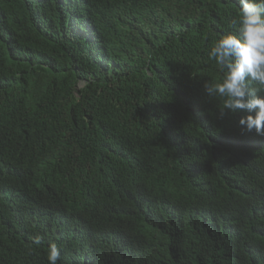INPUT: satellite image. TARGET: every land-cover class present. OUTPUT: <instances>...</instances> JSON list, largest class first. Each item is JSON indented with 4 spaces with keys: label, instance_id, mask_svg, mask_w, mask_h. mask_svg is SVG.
Returning a JSON list of instances; mask_svg holds the SVG:
<instances>
[{
    "label": "trees",
    "instance_id": "1",
    "mask_svg": "<svg viewBox=\"0 0 264 264\" xmlns=\"http://www.w3.org/2000/svg\"><path fill=\"white\" fill-rule=\"evenodd\" d=\"M239 10L0 0V264H264V137L203 87Z\"/></svg>",
    "mask_w": 264,
    "mask_h": 264
},
{
    "label": "clouds",
    "instance_id": "2",
    "mask_svg": "<svg viewBox=\"0 0 264 264\" xmlns=\"http://www.w3.org/2000/svg\"><path fill=\"white\" fill-rule=\"evenodd\" d=\"M238 32L226 33L207 55L222 73L220 82H205L206 95L219 101V117L244 113L239 119L241 134L264 137V0H239ZM252 84L259 87L253 88ZM34 245L41 238L33 237ZM49 264H58L60 249L51 243L46 252Z\"/></svg>",
    "mask_w": 264,
    "mask_h": 264
}]
</instances>
